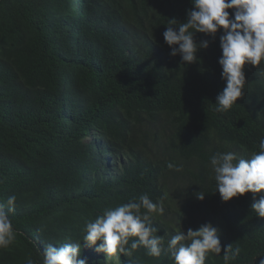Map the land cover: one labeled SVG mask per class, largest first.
I'll return each mask as SVG.
<instances>
[{
    "label": "trees",
    "instance_id": "obj_1",
    "mask_svg": "<svg viewBox=\"0 0 264 264\" xmlns=\"http://www.w3.org/2000/svg\"><path fill=\"white\" fill-rule=\"evenodd\" d=\"M192 7L191 0H0V202L17 198L9 213L15 239L0 248V264H42L48 244L77 242L87 264H175L167 241L208 223L222 252L208 253L205 264H225L228 245L240 248L230 264H259L264 218L251 209L252 193L221 200L210 157L259 152L264 62L245 66L242 98L217 112L226 86L223 30L195 35L209 47L191 64L171 56L163 38L168 20L186 22ZM143 194L163 202V214L150 218L164 239L160 257L141 247L110 263L83 242L86 222Z\"/></svg>",
    "mask_w": 264,
    "mask_h": 264
},
{
    "label": "clouds",
    "instance_id": "obj_2",
    "mask_svg": "<svg viewBox=\"0 0 264 264\" xmlns=\"http://www.w3.org/2000/svg\"><path fill=\"white\" fill-rule=\"evenodd\" d=\"M192 9L187 11L186 22L178 23L173 18L163 33L165 43L171 48L170 55L180 56L186 64L197 61V53L209 47L208 40L196 41L197 33L215 37L219 30L222 55L219 65L225 87L216 97L217 112H226L242 98L246 84L245 66L259 67L264 62V0H191ZM233 10L230 17L229 11ZM216 191L223 202L253 194L251 205L259 217L264 218V137L259 139V152L250 159L238 157L234 152H217L210 157ZM170 169L181 171L172 163ZM203 201L205 194H196ZM16 196L10 195L0 202V248H7L15 239V229L9 213L14 211ZM7 206V207H6ZM163 202H153L147 194L115 208H107L94 221L86 222L83 242L94 247L106 257L131 256L143 247L147 254L160 257L165 250L163 237L151 223L152 214H163ZM131 240L130 246L129 242ZM97 242H99L97 246ZM167 251L175 264H205L208 253L220 255L222 246L219 232L211 223L199 229L189 228L187 233L176 232L167 241ZM240 254V248L232 245L223 248V260L230 264ZM42 264H87L81 258V242L65 243L62 246L48 244L44 248ZM27 264H37L28 258ZM264 264V256L259 259Z\"/></svg>",
    "mask_w": 264,
    "mask_h": 264
},
{
    "label": "rangeland",
    "instance_id": "obj_3",
    "mask_svg": "<svg viewBox=\"0 0 264 264\" xmlns=\"http://www.w3.org/2000/svg\"><path fill=\"white\" fill-rule=\"evenodd\" d=\"M171 197H173V199L175 200L176 193L173 194V192H172ZM175 201H176V200H175ZM173 210L181 211V208H180V206H179L178 203L175 204ZM186 219H187V218L185 217V220H186ZM169 220H170L171 223L174 224L176 227L178 226L177 222L179 221V217H177V215H176L175 212L170 211V214H169ZM109 261H110V263L113 261V256H110V257H109Z\"/></svg>",
    "mask_w": 264,
    "mask_h": 264
}]
</instances>
